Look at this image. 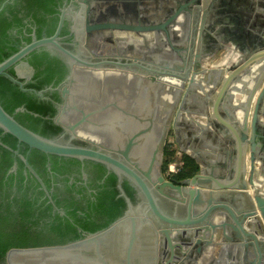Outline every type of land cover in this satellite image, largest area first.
Returning <instances> with one entry per match:
<instances>
[{
  "label": "water",
  "instance_id": "95a60500",
  "mask_svg": "<svg viewBox=\"0 0 264 264\" xmlns=\"http://www.w3.org/2000/svg\"><path fill=\"white\" fill-rule=\"evenodd\" d=\"M165 1L153 24L133 26L89 23L88 0H76L78 11L63 8L51 37L32 36L0 63V76L44 100L23 88L17 65L39 49L66 61L69 71L55 89L61 103L52 120L63 135L39 136L0 106L1 135L45 156L102 166L117 178L126 203L121 218L82 241L8 255L41 264H264V31L253 26L254 16L264 25V0H238L252 32L230 44L231 51L217 49L222 53L209 68L206 43L214 22L229 23L226 18L235 14L219 13V7L238 1ZM66 19L79 48L94 32H154L164 34L174 55L147 65L83 60L60 44ZM13 67L17 79L7 73ZM206 72L209 80L203 82ZM168 132L197 166L189 180L172 182L160 172ZM12 154L43 188L27 159ZM15 170L14 162L9 173ZM122 181L141 199L139 206L125 196Z\"/></svg>",
  "mask_w": 264,
  "mask_h": 264
},
{
  "label": "trees",
  "instance_id": "16d2710c",
  "mask_svg": "<svg viewBox=\"0 0 264 264\" xmlns=\"http://www.w3.org/2000/svg\"><path fill=\"white\" fill-rule=\"evenodd\" d=\"M58 1L60 0H14L3 8L0 12V63L15 54L22 46L29 44L32 36L39 40L43 36L53 35L58 21L55 11V3ZM65 34H67L66 24L60 36ZM23 60L34 70L29 82L18 78L26 90L30 89L38 93L49 85L55 86L68 75L64 62L45 49L34 51ZM7 73L11 78L17 79L14 67ZM43 97L58 101L57 93H44ZM0 106L6 113L13 116L18 124L39 136L53 139L61 133V129L52 121L56 115V105L50 100L37 98L33 93L21 91L16 84L4 76H0ZM0 142L12 151L18 145L13 137L1 135V131ZM27 150L25 145L19 144L18 151L21 155H25ZM173 154L166 147L161 173L173 162ZM46 158L47 156L36 150L30 151L28 162L40 176L46 174L44 168ZM49 158L53 161L51 163L52 171H54L56 169L54 161L59 158L54 156ZM13 161L17 162L18 168H22V164L17 158L14 159L12 152L0 146V193L7 192L8 187L5 186L13 178V175H10L4 182V176L12 167ZM60 161L69 171L78 172L80 167L78 161L67 158H60ZM180 162L182 166L178 172H169L167 179L181 182L191 179L197 173L195 162L187 155L181 154ZM89 167L96 170V177L88 179L91 183L89 185L96 189L95 202L88 208L91 211L87 216L91 219L83 221L74 212L70 214L75 219L74 223L80 228L94 233L108 228L121 218L126 210V203L116 189L117 178L113 174L107 176L101 185H95L97 181H101L106 170L100 165L85 162V171ZM17 176H21V173L18 172ZM121 188L129 201L134 203L133 189L127 183H124ZM76 208L81 207L78 205ZM44 217H49L46 210ZM41 219L43 218L34 220L32 211L29 212L24 206L0 203V264H3L9 250L64 245L77 238L73 226L68 222H66V234L65 231L58 229L62 225L61 222L57 221L56 225L46 224Z\"/></svg>",
  "mask_w": 264,
  "mask_h": 264
},
{
  "label": "flooded vegetation",
  "instance_id": "af4514ba",
  "mask_svg": "<svg viewBox=\"0 0 264 264\" xmlns=\"http://www.w3.org/2000/svg\"><path fill=\"white\" fill-rule=\"evenodd\" d=\"M13 1L14 0H0V8L3 6L0 12L3 10V8L6 5L11 4ZM5 2H8V3L5 4ZM165 2H166L165 0H88V4L90 6L89 14H88V21L89 23L109 22V23H118V24L123 23L125 25H133V26H138V25L147 26V25L153 24L154 21H156L157 17L155 16L157 15L158 12L163 10L162 8L165 7L163 6ZM55 4H56L55 11L57 12L56 13L57 20L60 15V11L63 8H70L72 11H78V3L76 2V0H60ZM243 9H247V8L244 7ZM221 10L223 11L225 10L226 12L235 13V14L237 13V14L236 15L232 14L231 15L232 18H229V17L228 19L226 18V20L229 22L226 24L230 25V28L228 30H230L231 32L229 34H228V30L225 29V27L223 28L220 27L221 24L222 25L224 24L223 22L219 21V23H216V24L214 22V28H213L214 32L212 34V40L211 41L208 40L209 42L206 43V47H208L207 50L209 52H212V59L210 60L209 65L207 66L208 68L214 65L216 62H218L217 60L219 59L222 51L220 50L217 51V49L222 48L223 46L228 48L230 44L232 46L234 45V43L243 39L240 35L242 34L245 35L244 34L245 32L249 33L248 32L249 23L247 21L248 16L242 13L243 10L240 9V7L236 8L232 4V5H227L224 9H221ZM221 10L219 9V13L221 12ZM221 20H223V18H221ZM65 22H64V25L66 24L67 34L62 35V36L59 35L60 44L64 48H66L68 51H70L71 53L79 54L80 58L83 60H87L86 56H92V59L90 61L106 60V61H118L120 63H128V64L129 63H135V64L141 63L143 65H147V64L156 63L157 62L156 59L158 57L166 56L168 54L174 55V52L169 53L170 47L165 39L164 34L163 33L156 34L154 32H148V33H143V34L125 32V31H109V30L94 32L86 38L82 47L79 48L78 43L75 42L74 40V36L68 32L69 19H66ZM186 22L187 21L185 20L184 23ZM246 25H247L246 30H244ZM253 26L261 29L257 18L254 19ZM262 30L264 31V25H262ZM118 36L122 40V42L124 39L128 40V42L132 46V47H129L128 49L129 52L127 49H120V47L112 51H109V53H106V51L103 53L96 52L97 48H99L97 47L98 42L96 43L95 41L96 39H99L100 41L103 39L105 41L109 38L112 39L111 37L117 38ZM42 38H48V37L43 36ZM90 42H91V46H89ZM243 45L244 44H242L241 46ZM140 46H143V49L139 48ZM99 50H102V49L100 48ZM143 51L148 52V54L152 53L151 55L152 57L149 55L151 58H148L147 59L148 61H146L145 59L147 57L146 55L147 53L143 54L142 53ZM48 52L57 55L59 59L64 62V64L67 67V70L69 71L66 61L61 56H59L54 51L53 52L48 51ZM141 53L143 54L142 57H140ZM117 54L119 56H117ZM17 68H20V69L22 68L21 70L27 72L28 76L26 78H21V79H24L25 82H29L34 74L33 68L30 67L25 60H23L22 64L20 65L18 64L16 69ZM207 73L209 72H206V74L203 76L204 77L203 82H208L209 80V78L207 77L208 76ZM63 80L57 83L55 86H52V85L47 86L46 88H44L42 91L38 93H42V96L44 93H49V94L57 93L58 101L43 97L44 100H50L57 107V105L61 103V100L59 98L58 92L55 91V89H57L60 85H62ZM189 109L192 110V108L188 107L187 110ZM209 129L211 130L212 128L209 127ZM202 134L204 136V132ZM62 135H63V132L61 130V133L56 137H59ZM170 135H173V134L171 132H168V135L165 141V148H164L163 157H162V164H163V161L165 160V149L166 147H168V142H169L168 137ZM109 136L111 135L109 134ZM18 149H19V145H17L16 149L13 151H17L18 154L21 155ZM13 151L11 150V152ZM30 151L27 150L25 152V155H21L22 157H25L27 159V162H28V157L30 155ZM178 152L180 153L179 150ZM181 154L182 153H180V155ZM49 157L50 156H47L46 162L44 165L46 174L41 175V176L38 175L35 169L28 162L30 167L33 169V171L35 172V174L38 176L39 180L41 181L44 189L36 181V179L32 177L24 169L23 164L21 162L20 163L22 164V168H18L17 162L13 161V163L14 162L16 163V170L14 173H9L10 169L12 168L10 167V169H8V171L6 172L4 176V182L7 181L10 175H13L12 176L13 178L10 181V183L5 186V187H8L7 192L2 191L0 193V197H1L0 203H3L4 205L9 203L10 206H13L14 204L19 205V206H24L27 208L29 212L32 211V217L34 220H36V218L41 217L43 218L41 220L44 221L46 224L54 223V225H56L57 221H59L62 224L61 227L59 226L58 228L59 231L63 230L66 232V234H67L66 222H68V224L73 226L74 232L77 235V238L75 240H72L69 243H66L64 245H51V246H45L41 248L70 245V244L82 241L90 234H94V233L105 230V229H101L94 233L84 230L80 228L76 223H74L75 219L71 216L72 214H70L71 212H74L76 216L81 218L83 221H87L91 219V218H88L87 214L90 213L91 211L88 208L91 207V205H93V202H95L94 195H96V189L89 185L91 183L88 181V179H92L96 177V170L89 167L87 171H85L84 163H83V164H80L78 172L69 171V169L65 168V164L62 161H60V158H59L58 160L54 161V164H56V169L52 171L51 162L53 161H51ZM16 158L17 157H14V159ZM162 164H161V167H162ZM18 172L21 173V176H17ZM59 173H62V174H59ZM110 174L111 173H108L106 171L101 181H97L95 185H98V184L101 185L106 179V177L109 176ZM172 182H175V181H172ZM124 183L125 182L122 181L120 186H122ZM117 186H118V182L116 180V189H117ZM133 199H134V203L132 204L134 207H137L142 203L141 199L137 196L135 192L133 195ZM78 205L81 208H76V206ZM45 210L48 211L49 217H44ZM120 244L122 247L125 248L127 241L121 240ZM12 250H20V249H12ZM10 251L11 250H9L6 253L3 264H41V261L35 263L34 260H31L28 258L22 261H19L18 258H16L17 255L15 254L8 255ZM202 253H203V250H202Z\"/></svg>",
  "mask_w": 264,
  "mask_h": 264
},
{
  "label": "rangeland",
  "instance_id": "374dc122",
  "mask_svg": "<svg viewBox=\"0 0 264 264\" xmlns=\"http://www.w3.org/2000/svg\"><path fill=\"white\" fill-rule=\"evenodd\" d=\"M112 39H107V40H99V39H96L95 41H96V43L98 42V46L97 47H99V48H97V51L96 52H98V53H103V52H105L106 51V53H109V51H112V50H114V49H117L118 47H120V49H129V47H132L131 45H130V43L128 42V40H126V39H124L123 40V42H122V40L119 38V36L117 37V38H113V37H111ZM128 42V43H127ZM93 44V43H92ZM89 46H91V42L89 43ZM102 49V50H99V49ZM139 48H141V49H143V46H140ZM141 49H139V50H141ZM122 51V50H121ZM128 52H129V50H128ZM122 53V52H121ZM143 54H146L147 55V57L145 58L146 59V61H148L147 59L148 58H151L152 56V53H150V54H148V52H142ZM141 53V55H140V57H142L143 56V54ZM151 57H150V56ZM117 56H119L118 54H117ZM141 59H143V58H141ZM22 69V68H21ZM20 68H17L16 69V71H17V73H18V76L19 77H21V78H26L27 76H28V74H27V72H25V71H23V70H21ZM168 140H173V135H170L169 137H168ZM178 149V148H177ZM171 165V163L169 164V165H167L166 167V169H165V171L164 172H162V175L164 176V177H168V172L170 171L169 170V166ZM16 258H18V260L19 261H22L23 260V258H26L25 256H22V255H17V257Z\"/></svg>",
  "mask_w": 264,
  "mask_h": 264
},
{
  "label": "built area",
  "instance_id": "2783aa9c",
  "mask_svg": "<svg viewBox=\"0 0 264 264\" xmlns=\"http://www.w3.org/2000/svg\"><path fill=\"white\" fill-rule=\"evenodd\" d=\"M168 150L171 151L173 154V162L171 163V165L169 166V172H178V170L181 168L182 163L180 162V153L177 150L176 144L173 140H169L168 142ZM168 172V173H169ZM168 178V177H166Z\"/></svg>",
  "mask_w": 264,
  "mask_h": 264
},
{
  "label": "crops",
  "instance_id": "0c3cea01",
  "mask_svg": "<svg viewBox=\"0 0 264 264\" xmlns=\"http://www.w3.org/2000/svg\"><path fill=\"white\" fill-rule=\"evenodd\" d=\"M237 1H238V0H237ZM239 2H240V1H238L237 3H233V6L236 7V8H237V7H238V8L240 7V9L244 8V7H242V6H244V5H243L242 3L240 4ZM216 8H217V7H216ZM219 9H220V10H221V9H224V6L221 5V6L219 7ZM261 9L264 10V8H262V7H261ZM207 13H208V12H207ZM132 14H133V13H132ZM132 14H131V15H132ZM254 18H256V17L254 16ZM261 22H262V21H261L260 19H258V23L261 24V25H260V28L262 29V25H263V24H262ZM249 25H250V24H249ZM255 25H256V24H255ZM220 27H221V28L225 27V29L228 30V29L230 28V25H229V24H226V23L224 22V24H223V25L221 24ZM220 27H219V28H220ZM248 31L252 32L250 29H248ZM230 32H231V31L228 30V34H229ZM210 35H212V34H210ZM232 48H233V47H232ZM229 49H230V51H231V48L228 47L227 50H229ZM223 53H225V52H223ZM200 137H203V136H202V132H200ZM173 141H174L175 144H176V140H175L174 136H173ZM176 145H177V144H176ZM176 147H177V146H176ZM177 150H178V149H177ZM201 151H202V150H201ZM202 152H204V150H203ZM189 154H190V151L188 150V154H187V156H189ZM217 241H218V240H217ZM217 241H216V242H217Z\"/></svg>",
  "mask_w": 264,
  "mask_h": 264
}]
</instances>
